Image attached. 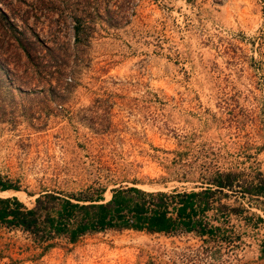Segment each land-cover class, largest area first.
<instances>
[{"label": "rangeland", "instance_id": "374dc122", "mask_svg": "<svg viewBox=\"0 0 264 264\" xmlns=\"http://www.w3.org/2000/svg\"><path fill=\"white\" fill-rule=\"evenodd\" d=\"M69 2L0 0L26 37L58 41L68 60L26 63L2 35L0 175L16 189L0 194L30 206L44 190L101 188L107 199L119 185L197 189L217 168L264 172V0H100L86 45L72 42ZM230 222L241 231L233 246L106 229L42 249L0 227L19 258L0 264H264V219Z\"/></svg>", "mask_w": 264, "mask_h": 264}, {"label": "trees", "instance_id": "16d2710c", "mask_svg": "<svg viewBox=\"0 0 264 264\" xmlns=\"http://www.w3.org/2000/svg\"><path fill=\"white\" fill-rule=\"evenodd\" d=\"M66 8V17L71 20L72 42L86 45L91 24L101 14L100 0H70ZM103 11L110 13L111 10L107 7ZM2 35L7 40L12 38L13 53L23 55L26 63H34L47 55L58 62L59 68L68 64L66 57L60 58L57 53L58 41L52 39L48 44L35 34L32 38L26 37L0 7V41ZM8 63V56L0 51V65L11 73ZM9 188L16 189L0 175V192ZM238 197L245 198L249 204ZM251 204L260 211L251 210ZM263 214L264 172L252 165L247 170L214 169L207 183L197 189L165 191L119 185L111 188L107 199L101 196V188L94 194L86 190L78 197L44 190L34 196L30 206L16 195L0 194V227L25 233L42 249L55 244L58 238L73 242L85 233L106 229L165 234L191 232L213 239L216 245L233 246L239 242L241 231L230 222L231 217L242 220V225L255 227L263 221ZM7 245V241L0 242V257L18 261L19 258L7 252ZM259 250L264 253V237L260 239Z\"/></svg>", "mask_w": 264, "mask_h": 264}]
</instances>
